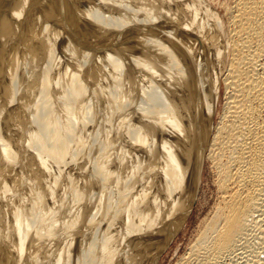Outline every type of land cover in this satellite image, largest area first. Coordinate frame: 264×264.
I'll return each mask as SVG.
<instances>
[{"label":"bare ground","instance_id":"1","mask_svg":"<svg viewBox=\"0 0 264 264\" xmlns=\"http://www.w3.org/2000/svg\"><path fill=\"white\" fill-rule=\"evenodd\" d=\"M206 163L174 264H264V0H0V264H159Z\"/></svg>","mask_w":264,"mask_h":264},{"label":"rangeland","instance_id":"2","mask_svg":"<svg viewBox=\"0 0 264 264\" xmlns=\"http://www.w3.org/2000/svg\"><path fill=\"white\" fill-rule=\"evenodd\" d=\"M205 1L212 7V9L220 14L224 12L225 6H228L229 3L231 5L233 2V0ZM221 101L222 98L220 103ZM220 108L221 106L219 104V109ZM214 178L215 176L210 170L209 164H204L195 203L191 207L187 217H185L183 226L179 229L176 237L170 243L168 249L162 254L159 264H174L176 259H178L194 241L204 220L212 214V209L218 200Z\"/></svg>","mask_w":264,"mask_h":264}]
</instances>
